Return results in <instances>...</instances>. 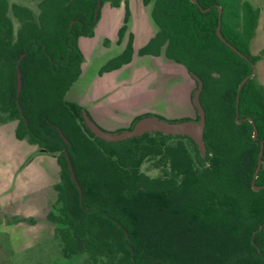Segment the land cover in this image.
Masks as SVG:
<instances>
[{
    "label": "trees",
    "instance_id": "obj_1",
    "mask_svg": "<svg viewBox=\"0 0 264 264\" xmlns=\"http://www.w3.org/2000/svg\"><path fill=\"white\" fill-rule=\"evenodd\" d=\"M141 1L151 4L157 29L137 53L163 55L202 80L204 154L186 135L146 132L108 142L86 127L85 107L66 95L82 72L78 38L94 35L97 0H41L37 13L0 0V123L15 122L17 139L56 157L60 179L46 217L62 264H264V187L252 186L264 144V86L252 74L264 48L250 51L260 10L250 0ZM104 2L125 4L120 42L127 0ZM218 6L222 35L248 60L218 37ZM133 42L129 33L126 47L99 73L129 63ZM144 163L155 175L142 170ZM263 184L264 148L255 178Z\"/></svg>",
    "mask_w": 264,
    "mask_h": 264
},
{
    "label": "rangeland",
    "instance_id": "obj_2",
    "mask_svg": "<svg viewBox=\"0 0 264 264\" xmlns=\"http://www.w3.org/2000/svg\"><path fill=\"white\" fill-rule=\"evenodd\" d=\"M8 1L25 5L37 13L38 3L41 0ZM251 2L264 10V0H251ZM126 6L130 15L127 19L126 31L120 42L118 31L124 22V3L115 7L109 2H104L99 9L94 35L78 38V45L84 53L86 64L83 75L72 85L66 98L74 100L88 96V101L90 99L93 101L90 103V108L95 104L107 108L105 100L117 105L118 112L111 107L107 115H101L103 118H100V115L93 117L101 128L111 132L129 128L134 119L143 114L155 115L169 121L194 119L197 113L191 97L196 88V82L187 73L185 67L166 59L163 55L152 57L141 56L137 53L138 47L143 46L154 35L157 28L150 17L151 4L144 5L141 0H127ZM9 15L16 29L18 22L11 11ZM129 33L134 35L133 46L136 52L131 65L126 67L134 69L137 74V76L133 74L132 84L125 88H122V85L119 87L121 74L116 69L100 73L101 78L95 83L93 78L95 70L97 69V73L103 64L123 51L128 42ZM263 48L264 12L260 14L259 24L251 40V54H258ZM254 74L258 83L264 86V59H259L255 63ZM125 75L124 73L122 77ZM98 89L106 93L103 98L97 97ZM120 90L124 92L120 93ZM16 151L19 152L20 149L16 147ZM49 160L55 162L57 167L56 172L53 169L49 170L51 183L56 184L60 179L59 165L56 163L55 156L50 155ZM142 170L150 175H155L157 172L147 163L143 164ZM34 184L38 185L39 181H34ZM42 196L43 200L36 198L31 201L27 200L32 210H21V213H32L33 216L7 215L0 210V264H62L64 261L61 258L59 245L53 239L54 226L46 217L56 199V191L54 189L51 198H48V195L46 198L45 191H42Z\"/></svg>",
    "mask_w": 264,
    "mask_h": 264
},
{
    "label": "crops",
    "instance_id": "obj_3",
    "mask_svg": "<svg viewBox=\"0 0 264 264\" xmlns=\"http://www.w3.org/2000/svg\"><path fill=\"white\" fill-rule=\"evenodd\" d=\"M258 8L260 10V14L264 12V10L261 9V7ZM258 24H259V19H258ZM139 48L140 47H138V49ZM134 54H136L135 50H134ZM134 54L129 63L124 64L120 68L116 69V71L120 72L121 74V77L119 78V82H118L120 83L119 87H121L122 85V88H125V86L127 87L132 84L131 80L133 78V74L135 73L134 69L126 68V67H129L131 65L132 61L134 60ZM149 56L159 57L153 55H149ZM85 64H86V58H84V61L82 63V72L78 79H80V77L84 73ZM96 71L97 69L95 70L94 72L95 74L93 75L95 83L96 81L100 80L99 78H101V75H99L100 74L99 71L97 73ZM124 73L126 75L125 77H122ZM134 75L137 76L136 73ZM123 92H121L120 90V93ZM96 94L97 97L103 98L106 93H104V91H102L101 89H98V91H96ZM87 97H82L79 99H74L69 101L83 105L92 119L94 116H99V115L100 118H103L101 115H107L108 109L111 107H114L116 112H118L119 110L117 109V105L112 104L111 101H107V100H105L107 104V108L98 104L92 105V108H90L91 106L90 103L93 101H91V99L88 101ZM15 125H16L15 122L12 121L7 123H0V210L4 211L5 214L7 215L33 216L32 213H21V210H30V209L32 210L33 208H29L31 207V204H29L27 200L31 201L35 198L39 200L41 199L43 200L42 191H45L46 198L47 195L49 196L48 198H51L50 197L51 194L54 193L53 186L55 185V183L54 184L51 183V173L49 172V170L53 169L56 172L57 167L55 162H52L51 160H49L51 161V164H49L50 163L48 161V158L50 157L49 154L38 151L37 146L28 143L26 140L17 139L14 133ZM16 147L20 149L19 152L16 151ZM58 171H59V166H58ZM34 181H39V184L35 185ZM28 196H30L29 199L27 198ZM11 209H13V211H11Z\"/></svg>",
    "mask_w": 264,
    "mask_h": 264
},
{
    "label": "water",
    "instance_id": "obj_4",
    "mask_svg": "<svg viewBox=\"0 0 264 264\" xmlns=\"http://www.w3.org/2000/svg\"><path fill=\"white\" fill-rule=\"evenodd\" d=\"M193 2L197 3V0H192ZM101 6V0H97V5H96V14H98L99 9ZM221 11L222 8L221 6H218V25L216 27V33L220 40L224 42L229 48H231L234 52H236L238 55L241 57L245 58L248 60L245 54H243L240 50H238L235 46H233L231 43H229L225 37L222 35L220 31V16H221ZM24 54H20L18 58V62L22 59ZM255 72V63H252V74ZM193 78L196 81V88L194 89L191 97L192 104L196 110V113L198 115L197 119H182V120H177V121H169L160 117H157L155 115L151 114H146L142 115L139 117L130 128L122 129L119 131L111 132L104 130L101 128L89 115L86 109L81 110V116L84 120V124L86 127L89 129L91 133H93L96 137L108 141V142H115L119 140H124L130 137H135L142 135L146 132H159L162 134L166 135H186L192 138V140L195 142L196 146L200 150L202 154L205 153L206 147L205 143L203 141V130L205 126V111L203 109V106L200 102V93L202 90V80L197 76V75H192ZM247 78H244L242 82L239 85L238 91H237V96H236V107L238 106V99H239V93L241 86L245 83ZM22 85V80H21V72L18 67H16V94L19 95L20 89ZM236 114L238 115V111H236ZM253 127H254V135L253 138L256 139V127L253 119H250ZM58 133L60 137L64 140V142L69 143L68 139L64 135V133L58 128ZM263 148L264 144L263 142H260L259 144V151H258V158H257V164L256 168L254 171V176L252 180V186L253 189L257 190L260 187H264V184L261 186H256L255 185V178L260 170V167L262 165V155H263ZM66 154V160H67V165L69 168V172L71 175L72 180L76 183L79 194H80V199L82 197V191L81 188L78 184V181L75 177V173L73 170V166L71 164L69 155L67 152Z\"/></svg>",
    "mask_w": 264,
    "mask_h": 264
},
{
    "label": "flooded vegetation",
    "instance_id": "obj_5",
    "mask_svg": "<svg viewBox=\"0 0 264 264\" xmlns=\"http://www.w3.org/2000/svg\"><path fill=\"white\" fill-rule=\"evenodd\" d=\"M194 80H195V79H194ZM195 82H196V81H195ZM195 112H196V110H195ZM130 127H131V125H130ZM130 127H129V128H130Z\"/></svg>",
    "mask_w": 264,
    "mask_h": 264
}]
</instances>
